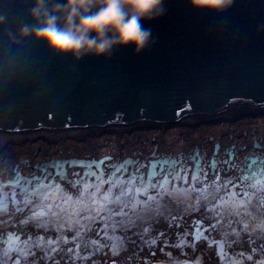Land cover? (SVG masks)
I'll return each instance as SVG.
<instances>
[{
    "label": "water",
    "instance_id": "1",
    "mask_svg": "<svg viewBox=\"0 0 264 264\" xmlns=\"http://www.w3.org/2000/svg\"><path fill=\"white\" fill-rule=\"evenodd\" d=\"M33 3L0 0V151L9 141L264 109V0H233L222 14L166 0V14L146 25V51L80 61L10 39L32 23Z\"/></svg>",
    "mask_w": 264,
    "mask_h": 264
},
{
    "label": "rangeland",
    "instance_id": "2",
    "mask_svg": "<svg viewBox=\"0 0 264 264\" xmlns=\"http://www.w3.org/2000/svg\"><path fill=\"white\" fill-rule=\"evenodd\" d=\"M98 150L56 153L31 166L16 161L0 173V264H151L161 252L169 254L171 242L191 253L205 250L202 264H264V182L249 180L261 174L264 161L252 160L246 177L219 181L218 172H181L166 158H148L143 169L134 154L113 164L110 144ZM240 183L235 196L256 199V207L220 208ZM193 199L221 202L183 208L181 201ZM199 213L214 217L216 226L206 230L192 217ZM188 216L193 221L183 220Z\"/></svg>",
    "mask_w": 264,
    "mask_h": 264
},
{
    "label": "flooded vegetation",
    "instance_id": "3",
    "mask_svg": "<svg viewBox=\"0 0 264 264\" xmlns=\"http://www.w3.org/2000/svg\"><path fill=\"white\" fill-rule=\"evenodd\" d=\"M223 117L227 118L207 122L204 117H201L174 122L134 123L98 130L92 129V131L87 130V133L80 137L70 133L61 138L36 137L25 139L9 144L0 153V173L10 169L16 161L22 165L30 164L31 166L43 157L51 158L56 153L67 157L72 155L83 156L85 151L98 152L102 145L110 144L115 149L114 157L116 159L113 164L125 160L128 155L134 154L138 158L136 161L138 165L136 166L143 169L148 158H166L180 166L181 172L190 170L189 173L196 171L201 175V173L213 171L214 174L219 173L217 177L219 181L223 178L236 180L242 176L246 177L249 167L253 164L252 160L256 159L255 164L264 161L262 160L264 158V109H242ZM197 150L198 152H196ZM252 153H256L257 156ZM196 157L200 159L198 164L192 161ZM213 162L217 165L216 168L212 167ZM247 165L250 166L246 167ZM175 168L178 169V167ZM263 171L261 168L257 169V172H261V174L254 175L261 177H251L250 182L251 180L264 182ZM244 179L241 178V181ZM241 184L243 183H240L238 189L232 191L233 195L220 205L218 204L221 200L193 199L181 201L183 208H190V205L193 208H211L210 201H212L213 206L218 205L221 206L220 208L232 209L244 204L247 208H255V204L258 203L256 199L247 202L245 200L244 202L236 197L237 192L241 189ZM182 203L180 204L181 207ZM200 215L201 213L198 217H192L198 223H203V227L207 223L209 225L211 222H215L212 216L202 219L203 216ZM257 216L259 214L254 213V217ZM192 217L188 216L183 220L187 221L188 218H191L193 221Z\"/></svg>",
    "mask_w": 264,
    "mask_h": 264
},
{
    "label": "clouds",
    "instance_id": "4",
    "mask_svg": "<svg viewBox=\"0 0 264 264\" xmlns=\"http://www.w3.org/2000/svg\"><path fill=\"white\" fill-rule=\"evenodd\" d=\"M187 3L194 11L222 14L233 0ZM165 4L166 0H34L29 12L32 23L10 39H32L54 55L74 61L110 59L118 50L139 55L154 43L146 25L166 14Z\"/></svg>",
    "mask_w": 264,
    "mask_h": 264
},
{
    "label": "trees",
    "instance_id": "5",
    "mask_svg": "<svg viewBox=\"0 0 264 264\" xmlns=\"http://www.w3.org/2000/svg\"><path fill=\"white\" fill-rule=\"evenodd\" d=\"M212 223H216L217 224V222L215 221V222H212ZM216 224H206L205 225V227H208V228H213L214 226H216ZM223 233H225V232H223ZM209 234V233H208ZM210 236H212L213 234H209ZM229 241V236L227 235V234H223V239H222V241ZM198 241V240H197ZM199 242V241H198ZM170 243V242H169ZM176 244H178V243H175V242H171L170 244H169V247H168V249H170L169 250V254H167V253H164V251L163 252H161V254H160V256H159V254H158V257L157 258H152V260L150 259V262L151 261H153V260H161V259H165V256H170L172 259H174V260H180V261H183V260H185V259H193L194 257L196 258L197 256H200L201 258H200V260H197L198 261V263L199 264H202V260H203V256H202V254H206V252H205V250H200V249H196L195 250V252H193V253H191V251H188V250H185V248L184 247H180V246H178V245H176ZM194 245H196V244H194ZM194 245H192V246H194ZM234 246H236V245H234ZM230 247L231 248H233V244H232V246L230 245ZM227 248L228 247H226V250H227ZM238 248H241V247H239L238 246ZM245 249H247V248H244L243 250H245ZM227 252H228V250H227ZM208 256V255H207ZM197 259V258H196ZM195 260V259H194ZM77 262V261H76Z\"/></svg>",
    "mask_w": 264,
    "mask_h": 264
},
{
    "label": "bare ground",
    "instance_id": "6",
    "mask_svg": "<svg viewBox=\"0 0 264 264\" xmlns=\"http://www.w3.org/2000/svg\"><path fill=\"white\" fill-rule=\"evenodd\" d=\"M258 110H262V109H261V108H258ZM232 113H234V112H232ZM232 113H228V115H231ZM214 115H216V114H214ZM220 115H221V114H220ZM7 143L9 144V143H14V142L9 141V142H7ZM7 143H6V144H7ZM6 144H4V145H6ZM4 145H3V146H4ZM1 152H2V150L0 151V153H1Z\"/></svg>",
    "mask_w": 264,
    "mask_h": 264
}]
</instances>
